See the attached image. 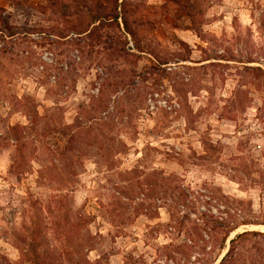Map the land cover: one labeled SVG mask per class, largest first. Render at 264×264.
I'll list each match as a JSON object with an SVG mask.
<instances>
[{"label":"rangeland","instance_id":"374dc122","mask_svg":"<svg viewBox=\"0 0 264 264\" xmlns=\"http://www.w3.org/2000/svg\"><path fill=\"white\" fill-rule=\"evenodd\" d=\"M0 264H264V0H0Z\"/></svg>","mask_w":264,"mask_h":264},{"label":"trees","instance_id":"16d2710c","mask_svg":"<svg viewBox=\"0 0 264 264\" xmlns=\"http://www.w3.org/2000/svg\"><path fill=\"white\" fill-rule=\"evenodd\" d=\"M83 6H85V3L83 2L82 3V7ZM102 5L101 4H99V7H101ZM104 8V7H103ZM92 18V21L94 22V21H96V22H99V21H101V17L100 16H96V15H94L93 17H91ZM116 20H117V17H116ZM92 22V23H93ZM124 26H125V29H127V31H129L130 29H129V26H128V23L125 21V23H124ZM247 234H253V235H255L256 233H245L243 236H245V235H247ZM232 243H234V240L232 241ZM235 249H233V248H231V251H234Z\"/></svg>","mask_w":264,"mask_h":264},{"label":"built area","instance_id":"2783aa9c","mask_svg":"<svg viewBox=\"0 0 264 264\" xmlns=\"http://www.w3.org/2000/svg\"><path fill=\"white\" fill-rule=\"evenodd\" d=\"M51 58H52V54L51 53H48V52L44 53V55H43V59L44 60L51 61L52 60Z\"/></svg>","mask_w":264,"mask_h":264}]
</instances>
